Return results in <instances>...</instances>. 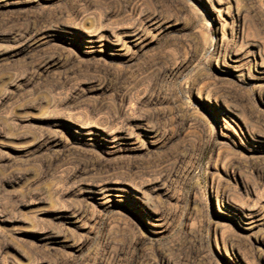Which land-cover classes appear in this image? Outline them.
I'll return each instance as SVG.
<instances>
[{"label":"rangeland","instance_id":"obj_1","mask_svg":"<svg viewBox=\"0 0 264 264\" xmlns=\"http://www.w3.org/2000/svg\"><path fill=\"white\" fill-rule=\"evenodd\" d=\"M217 2L241 17V57L258 47L264 68V0H0V264H264V143L234 122L264 140V73L218 69ZM60 25L141 36L86 54L52 35ZM69 121L130 141L104 153ZM110 174L146 206L84 192ZM244 206L260 213L250 229L231 211Z\"/></svg>","mask_w":264,"mask_h":264},{"label":"bare ground","instance_id":"obj_2","mask_svg":"<svg viewBox=\"0 0 264 264\" xmlns=\"http://www.w3.org/2000/svg\"><path fill=\"white\" fill-rule=\"evenodd\" d=\"M209 15L210 18L214 21L215 28L218 30L220 27L221 30L223 31L222 38H220V40L215 39L212 42V58L217 63L218 69L226 72L228 75H231L233 78L236 79H240V78L242 79L243 76H245L246 80H251V81L261 79L262 74L264 73V68L262 64L263 59L261 56L260 49L258 47H255V49H251L249 51L250 52L249 55H251V58L248 57L249 55L241 57V54H239V48L243 46L242 45L243 30L242 27L238 24L241 21L240 15H238V13H236V15L232 14V12L230 11V7L229 6L226 7L224 6V4L220 2H217V4H211L209 8ZM224 15H226V17ZM227 26H229V32L224 33V28ZM57 28L58 29L52 31L54 32L52 35L57 37H64V38H68V36L72 34L76 35L78 38H72L73 39L72 43L77 46L80 45L82 47V52L86 54H92L95 51L120 50L124 47L135 45L136 40H138L141 36L139 30H134L129 33H126L123 38H120L113 34L102 36V35L90 34L89 32L86 31H83L82 33L77 31H72V29L64 25L57 26ZM50 30L51 29L48 26H40L36 30H33L32 33L33 34L44 33ZM108 53L110 55H114L110 52ZM242 64L246 66L241 67ZM217 116L219 117V122L220 123L222 122V125L224 124V127L226 129L230 127L233 134L237 136V138L241 143V138L236 133V130L225 120V117H229V119L233 121L234 120L233 116H230L224 110L222 111L217 110ZM234 122L238 127L239 131L241 132V134H243V136L247 138V141L249 142L250 145L255 147L256 146L260 147V144L264 143V140H262L261 137H257L248 131L243 121H241L242 122L241 125L240 123L238 124L237 120ZM64 128L66 132L70 134L72 137H74L77 141L95 142L97 147L104 153L113 150L119 146L125 145L130 141V135L127 133L109 132L104 130L103 128L88 127L71 121L64 123ZM246 149L251 150L250 148H246ZM231 172H232L231 174L234 175V171ZM224 174L228 176V171L224 172ZM111 175L113 174H110V176H106L104 179H96V180L88 181V183L84 184L83 187L84 192L87 193V195L96 199L99 196L108 197V198L114 197L116 201L122 204L130 205L129 202L131 201L140 208H141V204L145 205V202H143L142 199L143 197L136 188H134L130 183H127ZM224 194L225 192L223 190L221 193V197ZM219 211L221 213H225L220 208ZM231 211L233 214L237 216V218L243 224L247 225L246 229H250L256 226L260 219L259 211L253 207H248V206H244L242 208L231 207ZM147 223H149L151 226L149 228L150 232L155 234H159L162 232L161 224H154L151 222H147ZM234 259L238 260L236 255H234ZM101 262L102 261H99L97 263H101Z\"/></svg>","mask_w":264,"mask_h":264}]
</instances>
